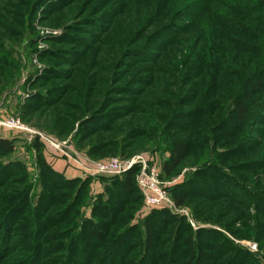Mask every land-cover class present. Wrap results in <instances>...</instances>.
Masks as SVG:
<instances>
[{"label":"rangeland","instance_id":"obj_1","mask_svg":"<svg viewBox=\"0 0 264 264\" xmlns=\"http://www.w3.org/2000/svg\"><path fill=\"white\" fill-rule=\"evenodd\" d=\"M261 70L264 0H0V123L28 129L0 125V264H186L190 236L209 264H264ZM169 138L191 147L160 180L181 207L98 171L160 170Z\"/></svg>","mask_w":264,"mask_h":264},{"label":"trees","instance_id":"obj_2","mask_svg":"<svg viewBox=\"0 0 264 264\" xmlns=\"http://www.w3.org/2000/svg\"><path fill=\"white\" fill-rule=\"evenodd\" d=\"M264 70H261L259 74H261V78H263V73ZM251 84L249 83L248 87L249 90L253 91L255 94L259 93L263 87H264V80L263 79H255L250 81ZM254 102V101H253ZM256 111V110H254ZM250 108L249 104L246 103L245 101L241 100L240 94L236 95V98L233 103V113L235 115L236 120L238 121H243L245 117L250 113ZM257 114V112H255ZM255 114V115H256ZM168 158L161 164V169L159 170L160 172V180L161 176H170L181 164L182 162L188 157L191 151V147L187 142L181 141L179 139L175 138H169L168 140ZM15 150L14 143L10 141L9 139L5 138H0V154L2 155H8L13 153ZM40 164L43 165L44 167L47 168L45 162L43 160L40 161ZM50 173V171H48ZM139 170L137 167L132 168L123 174H121L118 179L117 183L119 185L120 191L119 195L121 198L124 199H130L132 197L140 198L142 202L144 203L143 195L140 190V188L137 185L136 182V176L138 174ZM54 175L53 173H50ZM56 175V174H55ZM223 176V174H221ZM214 181V180H213ZM213 181L209 183V188L212 187L213 190H215V184ZM224 181V180H223ZM221 185V183H218ZM224 185V183H223ZM221 185V186H223ZM166 189V188H165ZM202 189V190H201ZM200 191L203 192L204 188H201ZM221 190V191H220ZM169 197L172 199V201L175 203L177 207H181L186 204V199L183 194L180 193H172L170 195L169 191L166 189ZM215 195H222V187H219L218 189L216 188ZM204 193V192H203ZM207 194V193H206ZM210 195V193L208 194ZM8 222H3L2 226V232L6 231V225ZM92 237L97 241L101 242L102 241V233L98 231V227L92 228L90 230ZM3 234V233H2ZM1 234V243L3 248V243L5 244L6 242L3 241V235ZM145 236H146V244L148 247H152L154 244V234L152 232L151 226L149 224L146 225V230H145ZM197 238H200V235H197ZM187 249L189 251L187 252L189 254V258L186 262V264H209L210 258L207 255L202 256H197L196 253V244L195 241H192V237L190 236L187 238Z\"/></svg>","mask_w":264,"mask_h":264},{"label":"built area","instance_id":"obj_3","mask_svg":"<svg viewBox=\"0 0 264 264\" xmlns=\"http://www.w3.org/2000/svg\"><path fill=\"white\" fill-rule=\"evenodd\" d=\"M0 125L7 130H28L19 120L13 118L3 120ZM134 164L135 162L124 159L111 158L104 163L98 164V171L121 175L130 170ZM136 182L142 192L144 204L148 208L171 204L166 189L161 185L160 172L156 166L143 164L136 176Z\"/></svg>","mask_w":264,"mask_h":264}]
</instances>
